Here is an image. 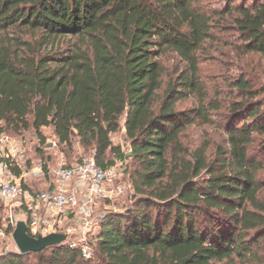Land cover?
Listing matches in <instances>:
<instances>
[{"label": "trees", "instance_id": "obj_1", "mask_svg": "<svg viewBox=\"0 0 264 264\" xmlns=\"http://www.w3.org/2000/svg\"><path fill=\"white\" fill-rule=\"evenodd\" d=\"M228 32L241 40L244 66L230 83L226 145L212 159L207 144L188 147L182 136L224 108L209 100L200 53L208 41L231 44ZM171 53L183 66L165 83ZM251 56L264 59V0L209 10L199 0H0L5 129L33 130L44 143L52 127L60 145L77 138L103 167L130 160L135 191L125 213L101 219L96 260L65 241L6 253L0 264L32 255L50 264H264V87L252 85ZM187 96L195 107L177 110ZM123 117L131 156L111 138ZM109 154L116 159L105 162Z\"/></svg>", "mask_w": 264, "mask_h": 264}, {"label": "rangeland", "instance_id": "obj_2", "mask_svg": "<svg viewBox=\"0 0 264 264\" xmlns=\"http://www.w3.org/2000/svg\"><path fill=\"white\" fill-rule=\"evenodd\" d=\"M205 9L221 8L226 4V0H199ZM228 41L231 44H226L221 41H208L204 46V49L200 53V74L202 80L206 83L210 90L209 100L216 102L219 101L224 105V108L220 110H211L210 115L213 119L210 123H203L200 119L196 123L189 126L182 136L183 143L188 147H195L206 145L208 146L207 152L213 159L216 156V152L219 146H225V135L223 133V122L226 114L225 105L230 103L236 96L237 89L232 88L230 83L233 79L238 78L241 74V69L244 66L243 61H239L237 55H239V49L237 48L241 44L240 38L235 32H228ZM251 60H254L249 67L245 65L248 72L251 73L253 67H255V76L258 79L254 80L255 88L260 89L264 87V59L260 56H251ZM165 75V83L170 79H177L182 69L183 63L173 53L167 55L163 60ZM260 66V68H258ZM264 93H261L259 98H263ZM196 99L193 96H187L179 100L176 104V108L179 111L191 110L195 107ZM125 117L121 119V129L113 134L111 138L115 145H120L123 151H130V143L126 136L124 127ZM5 126L3 121H0V129ZM5 129V127H4ZM42 133L45 136V142L35 133L33 130L23 131L15 133L5 129L0 134L8 136L9 140H6L4 145L5 153L10 157H13L17 163L23 168L25 165L33 164V162L42 160L48 161L49 166L52 168L58 167L61 164H73L79 159L90 158L95 156V151L92 148H85L75 138L71 146L60 145L52 127L43 128ZM263 158V157H262ZM116 158L114 155H108L105 158L106 161H114ZM119 159V158H117ZM127 161L125 169L121 170V182L125 186V193L114 200L101 199L98 200L95 205V217L96 223L99 225L101 219L110 212L125 213L133 202L135 191L131 182L132 167L130 160ZM114 163L112 162L111 165ZM264 173V171L262 172ZM50 178L47 177L46 181H42L37 184V188L42 189L46 186V182H49ZM19 220H25V216L22 214V210L18 208H12L11 204H7L0 197V227L5 228L11 225V221L18 223ZM17 225V224H16ZM96 227L93 233L89 234L90 240L93 242L94 237L98 235L100 225ZM78 227V224H75ZM12 234L6 233L5 237L0 240V256L9 252H18V248L13 240ZM81 235H74L73 239L80 238ZM92 254L91 258L96 260L97 249L94 246V242L91 245ZM50 256L41 262V258L36 255L28 257L27 264H50ZM239 264V262H238Z\"/></svg>", "mask_w": 264, "mask_h": 264}, {"label": "built area", "instance_id": "obj_3", "mask_svg": "<svg viewBox=\"0 0 264 264\" xmlns=\"http://www.w3.org/2000/svg\"><path fill=\"white\" fill-rule=\"evenodd\" d=\"M8 136L0 134V197L12 208L22 210L33 237L51 233H67L70 247L79 248L83 256L91 258L89 234L97 227L95 205L98 200H114L125 193L121 170L127 161L116 159L113 165L103 167L95 157L83 158L75 163L52 168L48 161L33 162L23 168L5 153ZM18 169L20 174H16ZM46 186L37 184L46 181ZM16 223L11 221L15 229ZM78 224V227H75ZM10 226L0 227V240ZM99 226V225H98ZM11 232L10 234H12ZM81 235L73 239L74 235Z\"/></svg>", "mask_w": 264, "mask_h": 264}, {"label": "water", "instance_id": "obj_4", "mask_svg": "<svg viewBox=\"0 0 264 264\" xmlns=\"http://www.w3.org/2000/svg\"><path fill=\"white\" fill-rule=\"evenodd\" d=\"M129 152L127 156H131ZM13 240L18 248L19 254H28L31 252H40L49 246L59 245L64 243L67 238V233H51L48 235H39L33 237L28 232V225L25 220H19L14 231Z\"/></svg>", "mask_w": 264, "mask_h": 264}]
</instances>
